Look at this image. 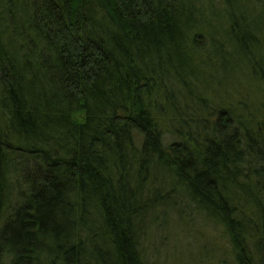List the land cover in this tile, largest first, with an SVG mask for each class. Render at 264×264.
<instances>
[{"label": "trees", "instance_id": "trees-1", "mask_svg": "<svg viewBox=\"0 0 264 264\" xmlns=\"http://www.w3.org/2000/svg\"><path fill=\"white\" fill-rule=\"evenodd\" d=\"M240 1L0 0V264H148L168 209L264 264V115L202 86L257 66Z\"/></svg>", "mask_w": 264, "mask_h": 264}, {"label": "rangeland", "instance_id": "rangeland-1", "mask_svg": "<svg viewBox=\"0 0 264 264\" xmlns=\"http://www.w3.org/2000/svg\"><path fill=\"white\" fill-rule=\"evenodd\" d=\"M239 6V14L252 25L251 31L260 39L258 45L250 48L257 58V66L251 64L246 51L245 54L236 52V56L230 54L221 62L225 64L224 68L210 62L202 86L207 88L213 101L232 105L241 103L238 113L247 115L251 111L263 117L264 0H241ZM208 19L206 30L220 37L229 17L224 12H212ZM246 45L250 47L248 42ZM168 210V214L164 217L160 215L155 226L144 235L148 264H217L223 255L228 264L232 262L228 239L219 227L206 217L198 218L192 210L186 213Z\"/></svg>", "mask_w": 264, "mask_h": 264}]
</instances>
